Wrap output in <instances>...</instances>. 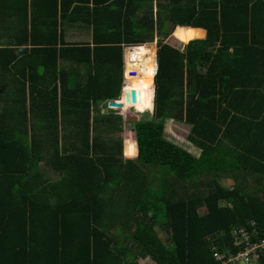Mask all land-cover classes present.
Returning a JSON list of instances; mask_svg holds the SVG:
<instances>
[{"label":"trees","instance_id":"trees-1","mask_svg":"<svg viewBox=\"0 0 264 264\" xmlns=\"http://www.w3.org/2000/svg\"><path fill=\"white\" fill-rule=\"evenodd\" d=\"M156 1L0 0V264H221L233 229L264 238V0ZM78 18L92 46L64 41ZM155 34L156 73L153 46L127 49L153 64L124 74L139 118L124 158L122 117L98 104L119 96L120 44Z\"/></svg>","mask_w":264,"mask_h":264},{"label":"rangeland","instance_id":"rangeland-1","mask_svg":"<svg viewBox=\"0 0 264 264\" xmlns=\"http://www.w3.org/2000/svg\"><path fill=\"white\" fill-rule=\"evenodd\" d=\"M156 3H157V1L154 0L153 8H152L153 13H155V11L157 9ZM156 39H157V36L155 34L153 39L144 42L143 45L147 46V47L153 46L155 51H156V49H157V42H156L157 40ZM164 41L166 43H169L170 45L176 46V47H181L182 45H184V43H182V42L179 43L173 38L172 32L169 36H167V38ZM129 59L131 60V63H130L131 67L128 69V71H130L131 75H133L139 79H145L147 76H150L152 74V72L149 70V67L152 66L153 61L149 57V54L147 51L133 52V54L129 55ZM124 82H125V78H124ZM109 110L113 111L112 108H109ZM110 111H108V112H110ZM127 112L134 113L133 110H131V109L130 110L128 109ZM113 113L121 115L122 121H123L122 115H123V113H125L124 110L118 111L117 109H114ZM141 115H143V116L146 115L145 117H142V118L145 120H148L151 118V110H149L145 113H141ZM164 127H165V131H164V137L165 138L172 141L174 144L184 148L185 150L189 151L193 155L199 154V150L193 144H190L187 141V134H188L189 130L187 129L186 126H184L180 123H176V122L166 120ZM127 133H128L127 128H125L122 124L121 131L118 133L112 134L111 136L113 137V139L120 138L122 141V145H123V143L126 142ZM124 149H125V147L123 148V150ZM124 158H129V156H124ZM48 175L51 178L55 177L51 173H49ZM148 178H149V182H151V184H153V186L157 187L158 178H157L156 174H148ZM204 212H205L204 207H200L198 209L199 214H203ZM155 230L158 232L159 236L162 239L166 238L165 232L158 225L155 226ZM137 262H138V264H150V260L147 258L146 259L138 258Z\"/></svg>","mask_w":264,"mask_h":264},{"label":"crops","instance_id":"crops-1","mask_svg":"<svg viewBox=\"0 0 264 264\" xmlns=\"http://www.w3.org/2000/svg\"><path fill=\"white\" fill-rule=\"evenodd\" d=\"M89 5L91 7V4H89ZM63 28H64V41L66 43L74 44V45L75 44H82V43H89L90 46L93 45L92 44V26L90 24H86L82 20V18H78V19L71 20L70 22H66V24L63 25ZM201 30H203V29H201ZM203 31H204V34H203V37H204L205 36V30H203ZM136 44L143 45V43H133V42L120 44V47H121V88H120V93L118 96L119 99L122 96L121 90H122V84H124V78H125L124 74L126 73L127 69H129L131 67V65H130L131 60L129 59V55L133 54V52H142L143 51V50H128L127 51L126 47H129L130 45H136ZM28 47H30V46H28ZM126 56H127V60H126ZM155 57H156V51H155ZM59 67L63 68L66 72L67 71L72 72L75 69H79V67L74 62L65 61V60L59 61ZM81 69H83L82 66H81ZM113 100H115V99H110L108 101H113ZM108 101L98 104V107L104 113L110 111L109 107L107 106ZM152 102H153V100H152ZM151 114H152V111H151ZM167 121L180 123V124L186 126L188 130L190 128V126L188 124L182 123L180 121H176L174 119H167ZM123 126H124V124H123ZM164 131H165V127H164Z\"/></svg>","mask_w":264,"mask_h":264},{"label":"built area","instance_id":"built-area-1","mask_svg":"<svg viewBox=\"0 0 264 264\" xmlns=\"http://www.w3.org/2000/svg\"><path fill=\"white\" fill-rule=\"evenodd\" d=\"M136 46L142 45H130L126 48L133 49L136 48ZM154 70L156 73V58ZM250 225L254 226V222H251ZM253 234H256V231L254 229H251V231L247 230L244 227L233 229V245L237 247L236 252L232 253L230 247H226L223 252H218L215 248H213V257L221 264H264V238L254 240Z\"/></svg>","mask_w":264,"mask_h":264},{"label":"water","instance_id":"water-1","mask_svg":"<svg viewBox=\"0 0 264 264\" xmlns=\"http://www.w3.org/2000/svg\"><path fill=\"white\" fill-rule=\"evenodd\" d=\"M122 91V95H124V100L130 101L131 104H134L136 101V97L138 96V92L135 91L134 89H130L129 92L127 91ZM107 106L109 108H114L117 109L118 111L122 110L123 105L119 100H113V101H108ZM123 124L124 127L127 128V135H126V142L123 143V148L125 147L128 151L132 150L133 147H135L136 152L134 154H132L131 156H129V158H136L137 157V143H136V137L134 136L133 133V124L135 122H137L139 120L138 115L136 113H129V112H125L123 113ZM123 156H126L123 150Z\"/></svg>","mask_w":264,"mask_h":264},{"label":"clouds","instance_id":"clouds-1","mask_svg":"<svg viewBox=\"0 0 264 264\" xmlns=\"http://www.w3.org/2000/svg\"><path fill=\"white\" fill-rule=\"evenodd\" d=\"M157 40V39H156ZM157 42V41H156ZM156 58V57H155ZM156 64H157V59H156ZM153 83H154V77H153ZM123 87H124V84H122V89H123ZM122 97V96H121ZM120 97V98H121ZM115 100H119V98L118 99H115ZM114 100V101H115ZM152 104H153V102H152ZM152 109H153V106H152ZM152 109H151V111H152ZM112 110L114 111V108H112ZM164 136V135H163Z\"/></svg>","mask_w":264,"mask_h":264}]
</instances>
